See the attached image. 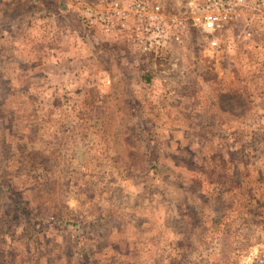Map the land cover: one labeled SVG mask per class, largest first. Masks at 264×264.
I'll return each mask as SVG.
<instances>
[{"label": "rangeland", "instance_id": "rangeland-1", "mask_svg": "<svg viewBox=\"0 0 264 264\" xmlns=\"http://www.w3.org/2000/svg\"><path fill=\"white\" fill-rule=\"evenodd\" d=\"M100 1L0 3V264H239L264 242V0L214 29L205 0H147L180 23L158 53L84 26Z\"/></svg>", "mask_w": 264, "mask_h": 264}, {"label": "built area", "instance_id": "built-area-1", "mask_svg": "<svg viewBox=\"0 0 264 264\" xmlns=\"http://www.w3.org/2000/svg\"><path fill=\"white\" fill-rule=\"evenodd\" d=\"M206 11L202 16L209 29L221 26L229 16L230 7L222 0H205ZM217 6L216 9L210 7ZM80 22L87 28L98 26L104 33L116 34L144 53L170 50L171 43L180 38V23L165 17L161 6L147 0L122 3L118 0H101L99 4L84 5ZM213 45L216 42L212 43ZM239 264H264V242L256 244L240 255Z\"/></svg>", "mask_w": 264, "mask_h": 264}, {"label": "crops", "instance_id": "crops-1", "mask_svg": "<svg viewBox=\"0 0 264 264\" xmlns=\"http://www.w3.org/2000/svg\"><path fill=\"white\" fill-rule=\"evenodd\" d=\"M25 0H0V3L5 4V14L7 15L11 11L15 10L16 6L24 5ZM43 19L45 17L42 13L39 18Z\"/></svg>", "mask_w": 264, "mask_h": 264}, {"label": "trees", "instance_id": "trees-1", "mask_svg": "<svg viewBox=\"0 0 264 264\" xmlns=\"http://www.w3.org/2000/svg\"><path fill=\"white\" fill-rule=\"evenodd\" d=\"M19 210H24V209H21V208H18Z\"/></svg>", "mask_w": 264, "mask_h": 264}]
</instances>
